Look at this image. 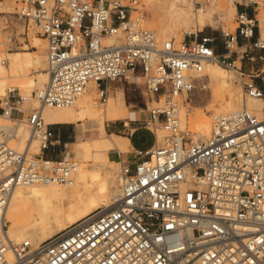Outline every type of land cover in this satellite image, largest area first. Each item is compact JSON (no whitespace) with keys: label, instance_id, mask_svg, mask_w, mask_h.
<instances>
[{"label":"built area","instance_id":"obj_1","mask_svg":"<svg viewBox=\"0 0 264 264\" xmlns=\"http://www.w3.org/2000/svg\"><path fill=\"white\" fill-rule=\"evenodd\" d=\"M178 1L198 14L214 0ZM17 3L13 15L26 36L46 43L48 80L37 109H24L15 90L0 98V116L9 120L0 123V264H264V118L247 109L215 115L206 140L182 130L179 118V100L196 95L206 63L235 71L245 97L264 99V55L236 49L241 39L244 49L264 51L257 18L264 0H235L236 33L225 35L221 53L217 39L199 33L159 43L143 27L139 0ZM239 60L261 68L245 74ZM132 79L155 103L145 101L139 122L153 135L160 128L164 143L139 152L134 168L122 163L121 196L110 206L36 246L14 243L4 211L15 187L67 182L75 169L72 160L47 156L53 131L41 107L75 106L92 86L100 106L110 83Z\"/></svg>","mask_w":264,"mask_h":264},{"label":"bare ground","instance_id":"obj_2","mask_svg":"<svg viewBox=\"0 0 264 264\" xmlns=\"http://www.w3.org/2000/svg\"><path fill=\"white\" fill-rule=\"evenodd\" d=\"M166 1L169 17H179L187 22L193 21L197 29L207 24H217L215 13L226 9V5L219 0H214L205 11L191 16L190 7L178 0ZM231 7L234 9L235 2ZM0 13L13 15L15 12L0 11ZM257 18L261 27V37L264 39V12H259ZM192 32L194 31H187V34H193ZM175 36L176 33L174 32L170 35L166 33L163 38L174 39ZM33 42V51L24 47L22 51L11 53L3 50L4 54H0V98L6 97L9 91H18L24 99L22 103L24 109L40 107L37 97L33 93L38 86H40L39 92L48 80L46 55L36 51V49L44 48L42 43L45 41L43 38L35 36ZM205 74L215 88L213 99L204 106L195 108L193 115L188 114L184 107L180 108L179 118L182 130L199 138L208 139L213 129L212 119L210 121L208 116L210 109L219 111L213 113L211 118L218 114H228L242 109L251 111L261 119L264 118V99L245 97L242 88L234 85L233 76L228 69L217 62L206 63L204 66ZM89 92L72 107H41V115L47 125L44 111L49 109H55L50 118L54 122H80L89 119L96 120L99 124L96 133L94 132L92 137L88 139V145L78 144L71 150L75 169L69 181L19 185L12 191L4 211V222L6 226L7 223H10L8 235L14 243L28 241L36 246L86 218L98 208L110 206L121 196L122 183H119L122 182L119 171L121 162L119 159L110 160L109 153L129 152L133 146L130 138L116 134L108 136L105 131V121L124 119L128 116L133 117V113L123 100H119L112 111L110 109L113 108V104L108 108L105 107V109L100 108L95 104L96 98L91 104ZM97 93L96 87V95ZM108 96L109 88L101 107L107 106ZM29 101H33V108L29 106ZM216 101H218L217 104L214 103ZM4 119L0 116V122ZM5 120L9 122L8 119ZM186 123L191 125L193 130L188 129ZM146 130L150 132L148 129ZM156 131L162 140L163 131L160 128H157ZM136 132L133 130L131 133L135 134ZM161 132L162 134H160ZM28 137L29 130L27 128L21 129L16 146L20 149L23 148ZM154 143L156 142L153 141ZM36 144V142H32L30 145V152L33 155L40 153L38 144V149H34Z\"/></svg>","mask_w":264,"mask_h":264},{"label":"rangeland","instance_id":"obj_3","mask_svg":"<svg viewBox=\"0 0 264 264\" xmlns=\"http://www.w3.org/2000/svg\"><path fill=\"white\" fill-rule=\"evenodd\" d=\"M219 1L223 3L224 5H226V9L224 11H219L215 13V20H216L215 22L217 24L215 25L207 24L204 27L203 26L199 27V29H197L194 26L193 21L187 22V21L181 20V18L179 17L177 18L169 17L168 9H167L168 3L166 0H151V1L139 0V10L143 14V21H142L143 27L146 28L147 30L155 32L159 43H163L167 41V39L168 40L172 39L177 44H179L182 42V40L184 41V39L186 38L187 31H194L192 33L193 34L199 33V37L207 36V35L214 37L215 39H217V42L219 44L218 48H222L223 41L225 40V35L226 36L235 35L237 23L235 20L236 9L235 7L234 9L231 7L234 4L235 0H219ZM17 9H18L17 0H0V11L16 12ZM261 11L264 12L263 9L260 10V13ZM191 14H192L191 16H195L193 11L191 12ZM13 16L14 15H11L8 13H0V54L1 55L4 54L3 50H7L8 52L12 53V52L22 51L24 47L29 49L30 51H33L34 50L32 48L34 46L33 38L35 36L40 37L33 33H30L29 36L27 37L25 34V28H24L22 21L18 20L15 16L14 17ZM223 30L225 34H223ZM173 32L176 33V36L174 39L173 38H163V35H165L166 33L167 35H170ZM10 39H12V41H10ZM42 46H44V48L36 49V51L45 56L46 55L45 53L46 44L43 42ZM241 47L242 46L240 45L239 47H236L240 55H242L246 50L248 51V53H253V55H255V53L257 52V50L254 48L240 49ZM240 65L241 64L238 63L239 67ZM224 68L228 69L230 73L232 74L234 85L239 88H242L241 81L238 79L235 71L227 67H224ZM200 84H201L200 86L202 90H200L201 89L200 88L197 91L196 95L191 99V101L190 100L186 101L184 99L179 100V107L180 108L184 107L188 114L193 115L195 108L204 106L205 104L209 103L213 99V91H215V88L211 85L209 77L206 76V74L203 75V78ZM139 85L140 83L138 79L137 80L132 79L130 82L118 81V82L110 83L109 84V88H110L109 95L114 94L117 91L119 92V90H122V92L125 95V100H126L127 105L132 106L133 110L141 111L142 116L145 118V115H146V107L144 104L145 101L148 103L149 107L154 106L155 103H149L147 97L145 95L143 96V94L141 93L142 89L139 88ZM39 88L40 86H38V88L34 91L33 93L34 95H36ZM91 91L89 92V94L91 95L90 98L92 100L90 103L93 104L92 103L93 100L97 98L96 87L92 86ZM16 93H18V91H16ZM111 97H114V95L113 96L111 95ZM108 103H107V106L105 105L101 107L100 105L99 107L103 109H105V107L108 108V106L112 105V102L108 101ZM214 103L217 104L218 101ZM29 106L30 107L33 106V101H29ZM53 110L55 111V109H49L48 112H53ZM56 110H59V109H56ZM217 112L219 111H215L214 109L208 110V116H209L210 121L212 119L211 116L213 115V113H217ZM12 115L13 117H18V114L16 112H14ZM119 122L121 121L107 122L106 131L111 133L113 123L118 124ZM0 123L8 124L9 122L4 119ZM82 123L84 125L83 127L87 128L85 130L82 129V131H84V134H82L83 139L89 138L94 132L96 133L98 124H99L96 120L94 121V120L85 119L84 121H82ZM136 126L140 128L148 129L151 132L150 128H146L145 125L141 123H139ZM190 126L188 123H186V127L190 130H193L191 128L192 126L191 127ZM66 127L69 131L72 132V137L77 140L81 132L80 131L81 128L75 125H68ZM119 130H122V129L120 128ZM114 133H111V134L107 133V135L109 136ZM127 133L129 132L125 131L124 133L121 132L117 134L123 135V137L124 136L129 137ZM151 133L142 132L137 135V139L143 143L147 141L150 142L151 140H153L154 142H156L154 143V145L156 144L160 145L164 142V138H165L164 133H163L164 137L162 139L163 142L161 138L158 137L159 134L157 133L156 130H154V135ZM160 134H162V132ZM159 140H161L160 143H159ZM88 144H89V141L87 140L82 143V146H86ZM152 148H154V146ZM34 149H38L37 144L36 146L34 145ZM132 149L134 148L132 147ZM70 150H71V144H65L61 147H56L54 151H47L46 154L49 157L54 156V158H58V159H68V160L73 159L74 160V157ZM123 153H126V152H123ZM109 156H110L109 157L110 160L112 161L115 160V158L113 157V152H110ZM122 165L119 169L121 177H122V174H121ZM119 183H122V182H119ZM7 227L8 229L10 228V223H7Z\"/></svg>","mask_w":264,"mask_h":264},{"label":"crops","instance_id":"obj_4","mask_svg":"<svg viewBox=\"0 0 264 264\" xmlns=\"http://www.w3.org/2000/svg\"><path fill=\"white\" fill-rule=\"evenodd\" d=\"M239 45L240 46L241 45L244 46L245 43L241 39H239ZM241 49H244V48L242 47ZM217 51L219 53H221L222 52V49L221 48H218ZM260 54H263L264 55V51H257L255 53V55H260ZM232 58L234 59L235 56L233 55ZM238 63L241 64V67H242L243 71L245 72V74H249L251 71L261 68V62H259V61H257L256 63H251V62H249L247 60H239L237 62V65H238ZM111 95L112 96L114 95V97H111ZM111 95L108 96V101H111L112 104H113L112 105L113 108L110 109L111 111L114 109L115 106H117L119 100H123L125 102L126 106L128 108H130V110L132 111L131 113H133V117L128 116L127 118H124V119H115V120H106L105 121V131H106V123L107 122L121 121L118 124L113 123L111 133H114L115 132L114 134L119 135V136H123V135H120V134H117V133H121V132L124 133L125 131L129 132V133H127V135L129 136L127 138H130L131 143H132V146L134 148V149H132V152L131 151L126 152V153H116V152H113V157L115 158V160H118V159L120 160L121 159L120 160L121 165H122V163L123 164H128L132 168H134V165L136 163H138L139 160H140V158L137 156V154L139 152L150 151L151 148L153 146H155L153 144V140H151L150 142L143 143V142H140L137 139V135L140 134V133H142V132L150 133L146 129L140 128V127L136 126V125H138L140 123L139 121L144 120V119L147 118L148 112L146 110V115H145V118H144L142 116V114H141V111H139V110H133L132 106H128L127 103H126V100H125V95L122 92V90H119V92L117 91V92H115L114 94H111ZM52 113L53 112H48V110H45L44 111L45 119H46L48 125H52V131H53V139H52L53 146L50 148L49 151H54V149L56 147H61V146L65 145V144H71V150H72L74 146H77L78 144H82L84 141H87L88 139H90L92 137V135H91L89 138H86V139H83L82 138V134H84V131H82V129L83 130L87 129V128H84L83 127L84 125H83L82 121H80V122H65V121H62V122H54V121L50 120V118L52 116ZM124 124L127 125V129H125ZM68 125H75V126H78V127L81 128V130H80L81 132H80L77 140L72 137V132L67 129L66 126H68ZM120 128L122 130H119ZM131 130L132 131L133 130L134 131L136 130L137 131L136 132L137 134L136 133L135 134L134 133L132 134L131 133L132 132ZM107 133L108 134H111L109 132H107ZM118 155H119V158H118ZM51 158L58 159V158H54V156H52Z\"/></svg>","mask_w":264,"mask_h":264}]
</instances>
